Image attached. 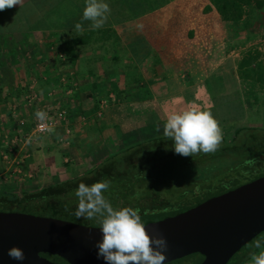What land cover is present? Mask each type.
<instances>
[{"label": "crops", "instance_id": "crops-1", "mask_svg": "<svg viewBox=\"0 0 264 264\" xmlns=\"http://www.w3.org/2000/svg\"><path fill=\"white\" fill-rule=\"evenodd\" d=\"M248 1L235 21L222 23L227 29L218 35L208 33L205 71L197 63L201 53L194 48L191 65L202 71L197 76L147 77L141 88L139 83L110 77V72L101 80L76 62L54 65L55 38L68 37L77 23L87 26L79 0H23L21 6L0 11V188L33 190L54 182L44 183V176L58 181L61 174L85 170L87 164L126 146L122 142L130 138L127 145L161 135L166 116L182 109V104H202L210 110L238 96L241 111L233 117H257L264 108V0ZM124 24L132 28L134 20L112 25L119 38L137 37L136 30L121 32L119 25ZM26 84L29 93L22 88ZM102 90L105 94L98 92ZM39 92L40 99L60 104L67 114L68 123L62 116L52 133H30L37 120ZM115 99V104L103 106V101ZM213 117L222 127L233 126V133L243 127L228 114Z\"/></svg>", "mask_w": 264, "mask_h": 264}, {"label": "rangeland", "instance_id": "rangeland-1", "mask_svg": "<svg viewBox=\"0 0 264 264\" xmlns=\"http://www.w3.org/2000/svg\"><path fill=\"white\" fill-rule=\"evenodd\" d=\"M191 1L192 0H179V1L170 0L163 6H159L154 9L152 8L150 12H148L149 13L148 20L151 21L154 27L157 28L161 27L163 33L167 32L169 38L172 37L173 32L182 29L194 30L197 28L199 29L207 28L209 29L208 32H212L213 34L216 35H218V32L220 30L222 31V29H227V27L224 25L226 22H224V24L222 25L223 21L213 10L204 9L202 10V12H199L198 14L193 13V9L188 5V3ZM175 3L177 4L175 5ZM177 6H179V8ZM130 29L136 30L138 34L140 33L137 21L132 26V28L129 27L127 30ZM189 34L190 33H188L187 35ZM137 37L134 36L129 40L126 37L125 40L126 43L122 41L120 38H118V40L116 41L114 40L113 42L110 43L108 42V44L104 43L100 47H91L85 45L79 46V48H76L73 52H71L73 53L74 56L73 58L69 57L70 52L65 49L63 41L66 38H55L52 45L53 52L55 53L54 56L52 55L53 56L52 59L54 65L56 63L71 64L73 62H76L78 63L79 67L83 66L84 68H86V67L95 66L93 70L94 77L98 75L100 79L103 76L104 77L103 79L107 80V77L105 78L104 75L108 76L110 72V77L112 78L116 77L118 80L122 81V83L123 81L139 83L138 85L140 86V88L142 87L141 80L147 77L154 76L158 78L160 77L169 80H174L178 77H188L190 75L195 76L196 74L198 75L199 72H202L201 70H199L198 67L192 66L190 61L186 60L183 62H178L177 58L181 56L178 52L180 50L176 51L173 50V48L169 49L171 48V44H170L171 41L170 42L165 41L164 43H162V47L164 49L168 48L167 49L168 52L163 56L159 52H157L152 46L149 45V43L145 40L144 36L141 38L142 40H136ZM185 40L186 38L182 39V41ZM48 41L50 42V40ZM127 45L129 47H127ZM147 47H150L148 48L150 49V54L149 52L147 53ZM57 59L59 62L57 61ZM129 68L131 69L129 70L130 74L129 72L128 73L126 72L127 69ZM132 69L134 70V72ZM110 85H112V83ZM22 88H26L27 92L30 89L28 84H26L25 87L22 86ZM140 88L139 90H141ZM103 89L105 90V88ZM98 92H100V94L101 93L105 94L106 91H102V92L98 91ZM40 96L41 94L39 92L38 101H37L38 110L46 111L48 116H52V115L55 116L58 113V111L61 110L63 111V117L65 118L64 121L68 123L67 114L65 110L61 108L60 104L48 103L45 100L40 99ZM237 98L238 96H235L230 104L226 102L225 103L221 102L218 103L217 107L215 104L214 107L210 108L211 113L221 116H223L224 114L226 116L228 114L230 118L233 119L235 125L237 124V122H239V125L243 126L237 129V134L235 135V137L233 136L234 135L233 126L230 127L220 126L223 132V138L217 151L209 154H204L201 152L197 155L188 156V157L177 154V156H174L172 159L171 158L170 160L168 159L167 165L163 167V169L161 170L158 178H162L164 182H161L157 185L156 187L157 192L159 194H163L165 196H170L171 198H175L172 204L173 207L186 208L190 205H194V203L197 202L198 200L204 199L208 196H211L212 194L213 195L217 194L220 190L223 191L227 189L228 188L227 186H235L246 181L248 178L260 172L259 167L261 165L264 166V142H261V137H260V134L264 133V108L259 109V113L257 114L258 115L257 117L255 118L250 117L253 123L256 124L255 125L256 127H251L249 117H245L244 120L236 119L235 117H233L236 114H239L241 111L240 106L237 102ZM215 99L221 100V97H217ZM116 102H118V100L116 101V99L113 100L112 102L103 101V106L106 103L115 104ZM184 105L185 104H182L180 106L186 108L185 107L186 105L185 106ZM188 105L190 106V103L187 104V106ZM60 120H63V118L62 119L60 118L58 120L59 123ZM165 121H163V126ZM55 124L53 126H55ZM246 124L249 126L244 127V125ZM259 127H261V129ZM32 132L34 133L35 131H31L30 133ZM130 142H131V138L129 142L126 143L122 142L121 146H123L124 144L127 145ZM5 151H7V149H5ZM90 164L91 163L87 164L85 170H82L83 169L82 168L81 169L82 171L78 170L74 173L71 171L70 173L67 174L66 173L61 174L59 180L64 179L61 178L64 175H67L66 177L68 178V176L72 177L74 175L85 172L87 168L90 166ZM245 164H248V166L249 165L252 166L250 175L249 176L246 175V177L244 175L241 176L242 173L245 172V170L249 171L247 167L245 168L243 166ZM184 166L187 167L183 168ZM255 166H257V168H254ZM79 171L80 173H78ZM262 171H264V167L262 168ZM185 176H188V178ZM57 179L58 178L55 177L52 180L50 176H44L43 182L47 183L49 182V180L55 182L57 181ZM188 179H189L188 182L190 184L185 183V181H187ZM173 180H175V182L178 180L180 182L179 185L171 184V181ZM7 187L0 188V191L8 192ZM21 191H22L21 188L20 189L15 188L14 191H11V193H20ZM181 197L184 198L182 199V201L181 200L179 201V198ZM148 202L151 201L149 200ZM152 206H156V205H152ZM156 208H158V206ZM0 210H7V208L0 203ZM27 213H32V212L27 211ZM37 215H41V214H37ZM82 221L86 224L100 226L97 219L90 220L84 218L82 219ZM248 246L250 245L249 244L246 245L245 248H247ZM241 248L242 247H240L239 250L236 251L235 255L232 258H229L225 264H233L232 263L233 260L238 258L239 254L244 249ZM260 252H261V248H259V251L254 254L258 255ZM252 256L244 260L241 264H252ZM195 259L196 257L185 256L180 259H174L170 261L169 264H194Z\"/></svg>", "mask_w": 264, "mask_h": 264}, {"label": "trees", "instance_id": "trees-1", "mask_svg": "<svg viewBox=\"0 0 264 264\" xmlns=\"http://www.w3.org/2000/svg\"><path fill=\"white\" fill-rule=\"evenodd\" d=\"M79 1V8L83 13L86 0ZM168 1L170 0H105V2L109 4L111 11L103 27L93 29L91 27L92 22L86 21L87 26L83 28L82 32L78 33L75 29L70 30L69 36L64 39L65 49L70 52L69 57H74L71 52L79 48V46L100 47L104 43L108 44V42L110 43L114 40H118L119 36L112 25L122 24L127 20H134V24L136 21L138 22L139 34H141L137 35L139 38L136 40H142L140 37L144 36L149 45L163 56L168 52V48L164 49L162 43L171 41V48L169 49L173 48V50L176 51L180 50L178 52L181 56L177 58L178 62L192 60L191 63H194L193 60L195 57L193 56L195 53L193 49L198 48L201 53V60H198L197 63H202L203 66L200 65V67L202 66L201 68L205 71L204 61L206 60V56H208L206 42L209 29L197 28L194 30H177L173 32L172 37L169 38L167 32L163 33L161 27H154L151 21L148 20V12H150L152 8L163 6ZM248 2V0H192L188 5L193 9V13L196 14L202 12L204 9L213 10L224 23L228 20L229 22L235 21L242 14L243 7ZM176 4L177 3H175V5ZM177 7L179 8V6ZM119 27L120 31L122 32L123 30L124 32L130 26L124 24L119 25ZM188 33L193 34L187 35ZM185 38L186 40L182 41V39ZM89 68L92 69L93 67ZM90 72H93V69ZM243 73L247 74L245 70H243ZM236 134L237 130L234 132L233 136L235 137ZM260 137L261 142H264V133L260 134ZM174 156H177V154L173 148V141L161 134L126 145L104 159L92 164L85 172L72 177L49 183L33 190H22L18 194L0 191V203L3 204L7 210L28 211L36 214L83 222L82 219L85 217L77 218L74 214L78 205V198L75 195L76 189L80 183L91 185L101 180L110 182L109 188L103 194L114 208L124 207L125 204L119 201L129 196L133 199L132 207L134 209H139L141 206L145 205L147 202L144 201L148 199H150V203L152 204L173 203L175 198L159 194L156 187L159 183L164 182V180L158 178V176L163 167L167 165V160H170V158L172 159ZM243 166L245 168L247 167L249 171L245 170L242 175L246 174L249 176L252 166H248V164ZM186 167L187 166H184L183 168ZM263 167L264 166L261 165L259 167L260 172L252 177L263 174ZM254 168H257V166ZM185 177L188 178V176ZM188 181L189 179L185 181V183L190 184ZM179 183L178 180L176 182L175 180L171 181V184L174 185H179ZM227 187L229 188L232 186ZM109 191L112 193H108ZM183 198L184 197L179 198V201H182ZM256 241H260L259 248H261V251H264V230L241 246V249L244 248L243 251L232 263L241 264L254 253H257L259 248L256 247ZM248 244L250 246L245 248ZM235 253L230 258H232ZM187 256L195 257L194 253ZM169 263L170 262L164 264Z\"/></svg>", "mask_w": 264, "mask_h": 264}, {"label": "water", "instance_id": "water-1", "mask_svg": "<svg viewBox=\"0 0 264 264\" xmlns=\"http://www.w3.org/2000/svg\"><path fill=\"white\" fill-rule=\"evenodd\" d=\"M149 211L141 216L150 236L167 242L165 262L193 253L197 264H225L264 230V173L180 211ZM100 226L18 210H0V264H60L37 255L57 254L68 264H106L97 256ZM19 247L23 260L8 255ZM132 264V262H129Z\"/></svg>", "mask_w": 264, "mask_h": 264}, {"label": "clouds", "instance_id": "clouds-1", "mask_svg": "<svg viewBox=\"0 0 264 264\" xmlns=\"http://www.w3.org/2000/svg\"><path fill=\"white\" fill-rule=\"evenodd\" d=\"M23 0H0V11L22 5ZM109 4L105 0H86L82 21H91L93 29L104 26L110 14ZM75 28L83 31L82 22ZM36 118L43 132H54V126L48 123L46 111L37 110ZM159 130V129H158ZM164 137L173 141L176 154L193 156L199 153L209 154L218 150L223 132L219 122L210 110L197 105H190L166 116L163 126ZM110 182L101 180L87 185L80 183L75 195L78 205L77 218L97 219L102 232V239L97 242V256L106 264H164L167 242L161 235L150 236L141 220L139 209L130 206L114 208L104 196ZM260 247V241H256ZM8 255L16 260H23L24 253L13 246ZM252 264H264V251L253 254Z\"/></svg>", "mask_w": 264, "mask_h": 264}, {"label": "flooded vegetation", "instance_id": "flooded-vegetation-1", "mask_svg": "<svg viewBox=\"0 0 264 264\" xmlns=\"http://www.w3.org/2000/svg\"><path fill=\"white\" fill-rule=\"evenodd\" d=\"M251 170V169H250ZM241 176H243V175H241ZM244 176H246V174L244 175ZM252 178H254V177H250V178H248L247 180H250V179H252ZM246 180V181H247ZM245 182V181H244ZM236 186V185H235ZM232 187H234V186H232ZM229 188H231V187H229ZM229 188H227V189H229ZM226 190V189H225ZM224 191V190H223ZM222 192V191H221ZM108 193H112V192H108ZM140 193H142V192H140ZM152 193H155V192H152ZM147 194H148V192H147ZM150 199H148V200H145L144 202H147L145 205H143V206H141L140 208H139V210H140V216H142V215H145V214H147L149 211H155V212H164L163 214H161V215H165V213H168V212H171V211H173V212H175V211H180V210H183V209H185V208H176V207H173V203L171 202V203H169V204H164V203H161V204H152V203H150V202H148ZM120 203H124L125 204V206H130V207H132V203H133V199L129 196V197H126V198H123V199H121L120 201H119ZM152 205H156V206H152ZM124 206V207H125ZM158 206V208H156ZM190 206H192V205H190ZM189 207V206H188ZM187 208V207H186ZM77 222V221H76ZM80 223H83V224H86V223H84V222H80ZM86 225H90V224H86ZM91 226H97V225H91ZM37 255H39V256H43V257H45L46 259H48V260H50V261H53V262H57V263H60V264H68V262L64 259V258H62V257H60V256H58L57 254H53V253H49V252H42V251H38L37 252ZM194 255H195V257H196V259H195V263L194 264H197L200 260H201V258H202V256L200 255V254H198V253H194ZM185 257V256H184ZM182 258V257H181ZM178 259V258H177ZM172 261V260H171ZM168 262H170V261H168ZM167 263V262H166Z\"/></svg>", "mask_w": 264, "mask_h": 264}, {"label": "built area", "instance_id": "built-area-1", "mask_svg": "<svg viewBox=\"0 0 264 264\" xmlns=\"http://www.w3.org/2000/svg\"><path fill=\"white\" fill-rule=\"evenodd\" d=\"M62 116H63V111L60 110L55 115V117L49 118L48 123L53 126L57 122L58 119H60V118L62 119ZM33 130L35 132H41V133H43V131H41L40 128H39V121L38 120L34 123Z\"/></svg>", "mask_w": 264, "mask_h": 264}]
</instances>
